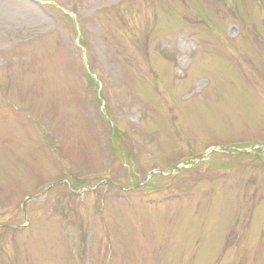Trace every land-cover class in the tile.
Wrapping results in <instances>:
<instances>
[{
  "label": "rangeland",
  "instance_id": "374dc122",
  "mask_svg": "<svg viewBox=\"0 0 264 264\" xmlns=\"http://www.w3.org/2000/svg\"><path fill=\"white\" fill-rule=\"evenodd\" d=\"M0 264H264V0H0Z\"/></svg>",
  "mask_w": 264,
  "mask_h": 264
},
{
  "label": "trees",
  "instance_id": "16d2710c",
  "mask_svg": "<svg viewBox=\"0 0 264 264\" xmlns=\"http://www.w3.org/2000/svg\"><path fill=\"white\" fill-rule=\"evenodd\" d=\"M254 153H255V154L257 153V155H258V151H255Z\"/></svg>",
  "mask_w": 264,
  "mask_h": 264
}]
</instances>
